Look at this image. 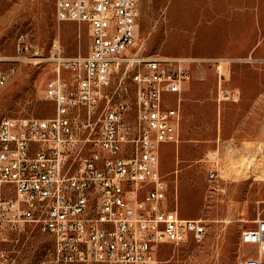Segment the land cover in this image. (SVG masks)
<instances>
[{
	"label": "built area",
	"instance_id": "1",
	"mask_svg": "<svg viewBox=\"0 0 264 264\" xmlns=\"http://www.w3.org/2000/svg\"><path fill=\"white\" fill-rule=\"evenodd\" d=\"M55 11L59 22L88 25L86 56H67L55 45L44 58L23 35L16 56L0 51V88L20 62L48 61L56 71L45 89L54 116L0 122V243L34 226L53 236L57 262L159 264L160 245L204 241L206 220L182 217L168 206L159 169L160 144L178 140L181 94L193 60L132 55L139 42V0H55ZM201 61L218 68L232 62ZM123 67L133 70V119L119 97L123 77L111 89L113 72ZM224 78L220 95L237 101L238 93L222 90ZM212 163L211 183L219 175L217 161ZM241 241L263 247L264 219L243 230ZM5 254L0 249V264ZM244 264L263 263L248 258Z\"/></svg>",
	"mask_w": 264,
	"mask_h": 264
},
{
	"label": "rangeland",
	"instance_id": "2",
	"mask_svg": "<svg viewBox=\"0 0 264 264\" xmlns=\"http://www.w3.org/2000/svg\"><path fill=\"white\" fill-rule=\"evenodd\" d=\"M173 2L177 5L178 0H139L143 6L139 42L132 55L193 60L191 79L181 94L178 140L160 144L159 169L168 189V206L183 217L206 220L208 231L202 242L162 244L156 254L159 264H244L248 255L264 248L240 240L243 230L253 228L260 214L264 217V183L258 178V174L264 177V57L250 52L219 68L201 61L205 56L195 47L194 20L179 18L178 5L171 9ZM22 35L44 58L50 57L55 45L67 56H86L91 43L87 24L57 20L55 0H0V51L4 56L17 55ZM10 63L5 67L12 68ZM14 68L0 88V122L5 117L54 116L55 104L45 97L47 82L56 76L54 65L20 62ZM132 71L123 67L113 72L111 89L123 77L119 97L130 105L133 119L136 86ZM221 74L225 77L222 90L239 92L237 101L220 95ZM212 160L218 163L219 175L211 183ZM248 195L250 207L244 211L243 200ZM0 249L7 252L5 264L44 260L111 264L57 262L53 236L34 226L11 234Z\"/></svg>",
	"mask_w": 264,
	"mask_h": 264
},
{
	"label": "crops",
	"instance_id": "3",
	"mask_svg": "<svg viewBox=\"0 0 264 264\" xmlns=\"http://www.w3.org/2000/svg\"><path fill=\"white\" fill-rule=\"evenodd\" d=\"M177 5L179 18L194 20L195 47L205 56L201 60L235 62L250 52L264 57V0H178ZM177 5L172 3V11ZM139 7L141 13L143 6L140 3ZM212 166L213 163L210 168ZM259 180L264 183V178ZM249 207L250 195L244 198L242 208L245 211ZM258 219L264 217L260 214ZM248 258H260L264 264V248L259 253L248 255Z\"/></svg>",
	"mask_w": 264,
	"mask_h": 264
},
{
	"label": "bare ground",
	"instance_id": "4",
	"mask_svg": "<svg viewBox=\"0 0 264 264\" xmlns=\"http://www.w3.org/2000/svg\"><path fill=\"white\" fill-rule=\"evenodd\" d=\"M254 162H255V160H254ZM251 163H253V162H251ZM249 164H250V163H249ZM243 176H245V174H244ZM258 178H264V177H262V175L258 174ZM209 221H210V220H209Z\"/></svg>",
	"mask_w": 264,
	"mask_h": 264
}]
</instances>
